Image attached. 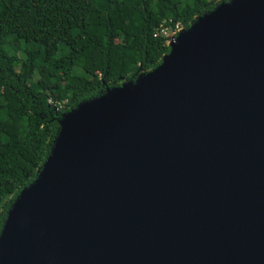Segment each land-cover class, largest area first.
Wrapping results in <instances>:
<instances>
[{
    "label": "water",
    "instance_id": "obj_1",
    "mask_svg": "<svg viewBox=\"0 0 264 264\" xmlns=\"http://www.w3.org/2000/svg\"><path fill=\"white\" fill-rule=\"evenodd\" d=\"M167 44L60 114L0 264H264V0L217 3Z\"/></svg>",
    "mask_w": 264,
    "mask_h": 264
},
{
    "label": "trees",
    "instance_id": "obj_2",
    "mask_svg": "<svg viewBox=\"0 0 264 264\" xmlns=\"http://www.w3.org/2000/svg\"><path fill=\"white\" fill-rule=\"evenodd\" d=\"M218 1L0 0V231L50 153L60 114L154 69L170 33Z\"/></svg>",
    "mask_w": 264,
    "mask_h": 264
},
{
    "label": "rangeland",
    "instance_id": "obj_3",
    "mask_svg": "<svg viewBox=\"0 0 264 264\" xmlns=\"http://www.w3.org/2000/svg\"><path fill=\"white\" fill-rule=\"evenodd\" d=\"M222 0H219L218 3H221ZM173 33L171 32L170 35H172ZM75 72L77 73H82V71L79 69V68H74ZM127 82H130L129 79H123L121 81H119L118 83H112V84H109V85H106L107 87H120L122 85H124L125 83ZM42 169V165L38 168L37 170V174H39V171H41Z\"/></svg>",
    "mask_w": 264,
    "mask_h": 264
},
{
    "label": "built area",
    "instance_id": "obj_4",
    "mask_svg": "<svg viewBox=\"0 0 264 264\" xmlns=\"http://www.w3.org/2000/svg\"><path fill=\"white\" fill-rule=\"evenodd\" d=\"M178 29L177 25H176V30ZM162 32H164V28L161 30Z\"/></svg>",
    "mask_w": 264,
    "mask_h": 264
}]
</instances>
